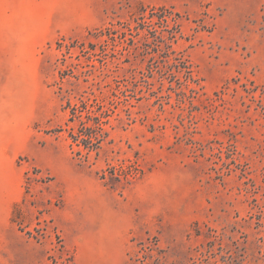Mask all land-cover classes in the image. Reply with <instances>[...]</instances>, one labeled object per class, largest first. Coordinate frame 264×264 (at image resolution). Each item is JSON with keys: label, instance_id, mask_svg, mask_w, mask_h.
<instances>
[{"label": "rangeland", "instance_id": "rangeland-1", "mask_svg": "<svg viewBox=\"0 0 264 264\" xmlns=\"http://www.w3.org/2000/svg\"><path fill=\"white\" fill-rule=\"evenodd\" d=\"M0 264H264V0H0Z\"/></svg>", "mask_w": 264, "mask_h": 264}]
</instances>
